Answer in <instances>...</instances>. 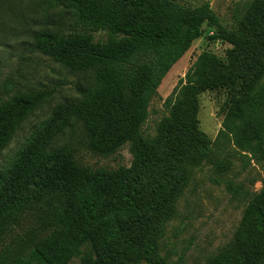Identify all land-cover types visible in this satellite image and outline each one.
<instances>
[{
  "label": "trees",
  "instance_id": "trees-1",
  "mask_svg": "<svg viewBox=\"0 0 264 264\" xmlns=\"http://www.w3.org/2000/svg\"><path fill=\"white\" fill-rule=\"evenodd\" d=\"M46 12L60 10L73 20L69 31L41 29L34 45L77 74L91 80L78 86L79 97L58 104L53 117L0 174V217L29 191L56 195L62 212L27 257L13 264H68L82 255L84 264H166L159 240L162 225L175 215L176 199L148 195L150 173L170 182L174 159L199 151L214 164L227 146L242 158L264 160V0L250 4L238 25L227 29L209 2L189 7L175 0H40ZM228 44L226 60L204 52L167 98L169 115L156 134L144 132L149 105L163 79L203 36ZM252 57L262 64L246 66ZM261 59V60H258ZM246 84L225 117L214 143H199L200 95L217 82ZM51 90H28L0 101V153ZM80 123L88 146L110 156L126 144L130 166L94 169L82 165L57 139ZM178 145V147H175ZM207 264H264V187L246 207L232 240Z\"/></svg>",
  "mask_w": 264,
  "mask_h": 264
},
{
  "label": "rangeland",
  "instance_id": "rangeland-1",
  "mask_svg": "<svg viewBox=\"0 0 264 264\" xmlns=\"http://www.w3.org/2000/svg\"><path fill=\"white\" fill-rule=\"evenodd\" d=\"M196 7L209 2L220 22L227 29L238 25L250 4L256 0H175ZM74 20L60 10L46 12L40 0H0V101L8 95L28 90H51L45 100L22 124L8 146L0 153V174L8 172L19 152L53 117L55 107L79 97L78 86L91 80L90 74L71 72L55 58L35 48L33 34L41 29L69 31ZM215 32L205 24L203 36L195 40L187 53L163 79L149 105V116L143 130L155 135L160 121L169 115L167 98L186 77L204 52L216 53L226 60L228 44L211 39ZM261 60V59H258ZM247 67L253 70L261 64L248 57ZM246 81L223 80L203 92L197 115L199 143L213 148L225 117L242 92ZM69 145L76 159L94 169H118L130 166L133 156L126 144L110 156L90 150L87 135L80 123H74L56 141V146ZM178 147V145H175ZM216 151V146L214 145ZM188 159L179 154L174 159L170 182L156 181L149 173L145 188L148 195L168 200L176 199L175 215L162 225L159 246L166 264H207L209 259L233 238L244 211L264 187V160L242 158L231 146L217 154L218 160L231 158L230 170L219 166L199 151ZM56 195H40L29 191L21 200L10 205L0 217V264H13L17 258L30 255L34 243L45 235L53 220L62 212ZM68 264H84L83 256H75Z\"/></svg>",
  "mask_w": 264,
  "mask_h": 264
}]
</instances>
